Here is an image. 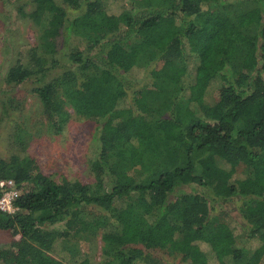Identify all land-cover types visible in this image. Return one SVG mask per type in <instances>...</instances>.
<instances>
[{
    "label": "trees",
    "instance_id": "trees-1",
    "mask_svg": "<svg viewBox=\"0 0 264 264\" xmlns=\"http://www.w3.org/2000/svg\"><path fill=\"white\" fill-rule=\"evenodd\" d=\"M0 1L6 24L14 12L38 32L5 83L31 81L55 133L67 106L96 123L93 181L45 175L18 136L0 158V179L21 190L15 211L0 208V229L14 235L0 264H165L156 250L192 264H264V0H126L124 24L105 0ZM203 158L218 179L199 174ZM183 181L218 194L222 184L243 220L215 214L218 198L180 191ZM98 236V261L79 253ZM58 245L72 263L53 254Z\"/></svg>",
    "mask_w": 264,
    "mask_h": 264
},
{
    "label": "rangeland",
    "instance_id": "rangeland-1",
    "mask_svg": "<svg viewBox=\"0 0 264 264\" xmlns=\"http://www.w3.org/2000/svg\"><path fill=\"white\" fill-rule=\"evenodd\" d=\"M105 1L108 12L117 14L120 17L121 24H124L126 0ZM11 14L10 22L6 24L5 17L1 14L0 1V158L6 159L17 151L18 136L27 142V152L35 158L39 169L45 175H49L56 180L70 178L80 179L84 182L93 181L94 176H92L88 164L95 144L93 134L96 123L93 120L75 115L73 110L67 106L70 118L64 124L60 133H55L49 129L48 118L42 113L40 101L32 91L33 84L31 81H25L19 85H7L5 83V73L15 61L16 50L35 44L38 37V32L31 22L16 18L14 12H11ZM56 43L60 48L63 45L62 38H57ZM7 50L10 51L9 55L6 53ZM190 62H194L193 58H190ZM131 75L135 79H141L144 75L140 82L148 81V76L140 69L133 70ZM137 86L139 85L136 83L134 87ZM215 87L216 85L212 86L214 91ZM203 159L205 161L199 167L201 170L204 168L205 170L199 172V174L204 179H218L216 176L218 171L212 161L209 158ZM225 167L228 168L226 165ZM207 169H209V175L212 178H206ZM242 173L243 167L240 165L235 168L233 177H241ZM188 182L183 181L180 183V191L194 189L202 191L205 187L204 190L208 195L218 198L217 208L214 210L215 214L221 209H227L233 216L243 220L239 212L240 201L236 196L231 199H224L221 192L222 184H219L218 194L213 187H203L197 183L190 184ZM233 223L238 225L235 221ZM236 229L239 233L240 227ZM18 237L19 235L16 236V238ZM13 239L14 235L11 230L0 229V247L10 246ZM235 243L249 246L250 244L255 245L256 241L248 242L245 237L238 235ZM139 244L141 245V242ZM102 245L101 236L92 241H83L79 253L90 255L94 261H98L101 258ZM155 253L162 257L165 264H192L180 255H171L163 250H156ZM53 254L64 258L67 262H73L71 257L67 255L72 253H66L60 245L54 250Z\"/></svg>",
    "mask_w": 264,
    "mask_h": 264
},
{
    "label": "built area",
    "instance_id": "built-area-1",
    "mask_svg": "<svg viewBox=\"0 0 264 264\" xmlns=\"http://www.w3.org/2000/svg\"><path fill=\"white\" fill-rule=\"evenodd\" d=\"M0 188V208L7 212L16 210L15 199L20 195L21 190L13 178H1Z\"/></svg>",
    "mask_w": 264,
    "mask_h": 264
}]
</instances>
